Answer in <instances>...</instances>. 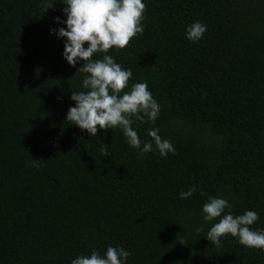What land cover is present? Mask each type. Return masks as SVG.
<instances>
[{"label": "trees", "instance_id": "1", "mask_svg": "<svg viewBox=\"0 0 264 264\" xmlns=\"http://www.w3.org/2000/svg\"><path fill=\"white\" fill-rule=\"evenodd\" d=\"M143 2V33L107 54L158 101L155 124L133 127L142 140L158 128L176 149L166 158L66 121L83 61L70 66L50 34L62 0H0V264H70L110 245L127 264H264L231 235L212 245L201 213L220 196L264 228V0ZM197 20L207 31L192 43Z\"/></svg>", "mask_w": 264, "mask_h": 264}, {"label": "clouds", "instance_id": "2", "mask_svg": "<svg viewBox=\"0 0 264 264\" xmlns=\"http://www.w3.org/2000/svg\"><path fill=\"white\" fill-rule=\"evenodd\" d=\"M53 3L47 5L44 12ZM62 3L66 19H54L65 26L50 29V34L64 40L62 55L70 66L75 67L83 61L77 68L83 74V91H72L70 99L75 103L69 107L66 121L81 131L86 130L90 137L97 136L99 130L119 128L127 144L136 149L141 158L153 151L165 158L169 153L174 155L175 147L170 140L158 134V128L148 129V140L139 137L133 125L137 121L155 124L161 107L147 82L129 84L133 77L131 69H125L107 54L113 48L124 49L132 38L143 33L142 20L146 7L143 0H62ZM206 31L207 25L197 20L186 27L185 37L197 43ZM97 53L104 54L102 59H93ZM102 155H109L106 148H102ZM198 187L192 185L181 191L179 197H192ZM232 208L233 204L223 197H208L201 209L203 221L212 224L206 238L219 247L221 238L231 235L246 248L264 251V228L254 230L251 227L259 221V214L254 210H245L243 214L234 215ZM130 256L131 252L123 247L110 245L103 255L93 249L89 255L76 256L70 264H127Z\"/></svg>", "mask_w": 264, "mask_h": 264}]
</instances>
